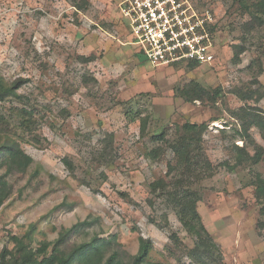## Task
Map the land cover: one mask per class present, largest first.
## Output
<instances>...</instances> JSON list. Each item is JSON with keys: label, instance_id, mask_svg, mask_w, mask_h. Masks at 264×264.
<instances>
[{"label": "rangeland", "instance_id": "1", "mask_svg": "<svg viewBox=\"0 0 264 264\" xmlns=\"http://www.w3.org/2000/svg\"><path fill=\"white\" fill-rule=\"evenodd\" d=\"M244 1L192 0L215 20L214 64L153 68L131 44L125 0H0V78L22 81L21 98L0 101V254L26 234L51 254L75 227L67 251L115 237L106 258L120 250L128 262L143 237L146 264H264V22ZM7 144L33 159L26 171L7 173ZM160 179L197 195L221 259L183 227L170 194L153 192Z\"/></svg>", "mask_w": 264, "mask_h": 264}, {"label": "trees", "instance_id": "2", "mask_svg": "<svg viewBox=\"0 0 264 264\" xmlns=\"http://www.w3.org/2000/svg\"><path fill=\"white\" fill-rule=\"evenodd\" d=\"M244 2H248L245 0ZM246 6L248 4L245 3ZM257 15V19L264 22V0H255L252 5ZM251 8L249 9V13ZM255 15V16H256ZM260 17V18H259ZM262 22V23H263ZM196 64V63H194ZM22 81L15 83H8L4 78H0V101H5L8 97H19V89L22 87ZM28 113V111H26ZM197 126L188 125L185 129L187 132H194L197 130ZM146 126H143L142 130L145 131ZM184 129V130H185ZM178 144V164L179 167L187 168L193 166L192 163V144L188 137L182 136L176 142ZM6 151L9 153V157L6 160L8 171L12 173L13 170L24 172L33 163V159L26 155L22 149L16 144H7ZM153 154V151L150 155ZM159 153L154 155L156 158ZM249 158H252L249 156ZM67 165L69 161H65ZM209 167V163H207ZM176 171V168H170V172ZM4 177L0 178V207L6 201L8 194L4 193L3 188L6 182L3 181ZM154 193L165 191L170 194V198L173 201V205L177 208V216L183 227L192 235L196 236L199 240V244H206L212 249L213 257L215 261L221 259V253L213 240L209 237L206 228L202 223L200 214L197 211V195L193 191L187 190L179 180L174 182L172 185L173 191L167 190V184L163 179L157 180L152 185ZM256 195L258 200L262 201L261 214L263 220L260 222V226L264 229V178L260 174L256 175ZM74 229L65 230L61 233L60 239L54 243V248L51 254H48L47 247L44 245L43 248L34 250L31 244L26 240H32V236L26 234V236L14 237L15 247L13 250L4 248L0 254V264H146L149 258V254L153 249V242L151 239L140 238L139 252L130 261L125 262L123 260V254L120 250H114L113 253L106 258V251L108 247H112L116 243V238L110 240H97L94 239L91 243H83L75 246L72 250L67 251L66 247L69 235L75 231ZM42 257V258H40ZM161 264V263H152Z\"/></svg>", "mask_w": 264, "mask_h": 264}, {"label": "built area", "instance_id": "3", "mask_svg": "<svg viewBox=\"0 0 264 264\" xmlns=\"http://www.w3.org/2000/svg\"><path fill=\"white\" fill-rule=\"evenodd\" d=\"M122 16L130 24L131 44L153 68L212 65L218 59L211 33L215 20L192 0H125Z\"/></svg>", "mask_w": 264, "mask_h": 264}]
</instances>
